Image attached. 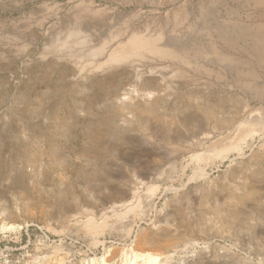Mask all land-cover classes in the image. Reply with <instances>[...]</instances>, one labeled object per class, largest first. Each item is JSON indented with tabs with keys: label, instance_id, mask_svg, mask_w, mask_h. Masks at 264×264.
I'll return each mask as SVG.
<instances>
[{
	"label": "rangeland",
	"instance_id": "1",
	"mask_svg": "<svg viewBox=\"0 0 264 264\" xmlns=\"http://www.w3.org/2000/svg\"><path fill=\"white\" fill-rule=\"evenodd\" d=\"M132 253L264 264V0H0V264Z\"/></svg>",
	"mask_w": 264,
	"mask_h": 264
},
{
	"label": "bare ground",
	"instance_id": "2",
	"mask_svg": "<svg viewBox=\"0 0 264 264\" xmlns=\"http://www.w3.org/2000/svg\"><path fill=\"white\" fill-rule=\"evenodd\" d=\"M139 43L135 42L134 43V47L138 48L140 46ZM127 55V53H125ZM247 132V131H246ZM248 134H251L248 132ZM245 134H242V135H238V137L234 140V144L231 145L229 148H227L226 150L220 152L219 154H224L228 151V149H231V150H235V151H240V148H239V142L242 141V139L244 138ZM247 136V135H246ZM241 144V143H240ZM12 229V228H11ZM5 230V229H3ZM94 231V230H93ZM97 231V230H96ZM140 256H138L136 253H132L129 258L127 259L126 261V264H136V261H137V258H139ZM142 257V260H143V264H160V260L157 256H154V255H151V254H147V255H143L141 256ZM92 264H96V263H92ZM97 264H100V263H97ZM101 264H105L104 262H102Z\"/></svg>",
	"mask_w": 264,
	"mask_h": 264
}]
</instances>
